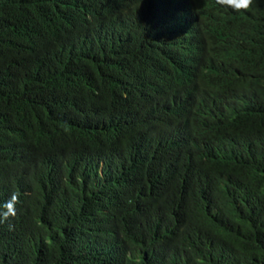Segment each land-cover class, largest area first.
I'll return each instance as SVG.
<instances>
[{
	"label": "trees",
	"instance_id": "16d2710c",
	"mask_svg": "<svg viewBox=\"0 0 264 264\" xmlns=\"http://www.w3.org/2000/svg\"><path fill=\"white\" fill-rule=\"evenodd\" d=\"M0 264H264V0H0Z\"/></svg>",
	"mask_w": 264,
	"mask_h": 264
},
{
	"label": "clouds",
	"instance_id": "9594fccd",
	"mask_svg": "<svg viewBox=\"0 0 264 264\" xmlns=\"http://www.w3.org/2000/svg\"><path fill=\"white\" fill-rule=\"evenodd\" d=\"M220 6L231 8L235 12L247 11L250 9L253 0H216ZM19 202V194L14 193L9 201L0 205V223L7 221L15 215V204Z\"/></svg>",
	"mask_w": 264,
	"mask_h": 264
}]
</instances>
